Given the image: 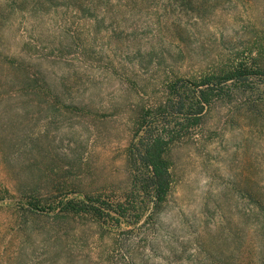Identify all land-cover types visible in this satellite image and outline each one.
I'll list each match as a JSON object with an SVG mask.
<instances>
[{
    "label": "rangeland",
    "instance_id": "rangeland-1",
    "mask_svg": "<svg viewBox=\"0 0 264 264\" xmlns=\"http://www.w3.org/2000/svg\"><path fill=\"white\" fill-rule=\"evenodd\" d=\"M251 52L264 0H0V264H257L264 77L181 130L153 224L32 208L126 198L141 116Z\"/></svg>",
    "mask_w": 264,
    "mask_h": 264
},
{
    "label": "trees",
    "instance_id": "trees-1",
    "mask_svg": "<svg viewBox=\"0 0 264 264\" xmlns=\"http://www.w3.org/2000/svg\"><path fill=\"white\" fill-rule=\"evenodd\" d=\"M253 54L250 53V62L239 61L202 77L192 96L177 83H172L170 96L159 110L141 116L127 149L131 186L126 198L109 204L99 199H90L87 203L65 198L52 201L49 207L37 201L32 208L42 212L51 210L57 215L87 214L98 222L109 217L128 228L135 227L143 219L153 224L173 189L171 152L185 137L182 131L185 127L200 125L218 102L231 104L237 94H246L252 88L250 84L264 77V66ZM257 204L261 211V228L252 231L251 238L258 254L257 264H264V200H258ZM210 261L207 264H218Z\"/></svg>",
    "mask_w": 264,
    "mask_h": 264
}]
</instances>
